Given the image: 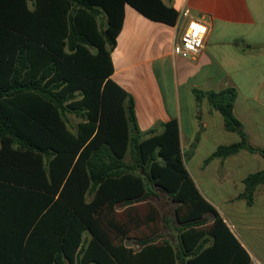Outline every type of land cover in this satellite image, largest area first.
Here are the masks:
<instances>
[{
	"label": "trees",
	"instance_id": "obj_1",
	"mask_svg": "<svg viewBox=\"0 0 264 264\" xmlns=\"http://www.w3.org/2000/svg\"><path fill=\"white\" fill-rule=\"evenodd\" d=\"M127 5L169 26L179 17L162 0H0V264L250 262L186 169L178 122L143 138L133 99L111 78ZM195 95L241 138L210 159L264 156L234 114V88ZM69 113L82 119L75 131ZM245 183L252 204L264 171ZM141 202L151 203L146 216L133 209ZM148 222L151 237L132 236ZM170 224L178 244L165 232Z\"/></svg>",
	"mask_w": 264,
	"mask_h": 264
},
{
	"label": "crops",
	"instance_id": "obj_2",
	"mask_svg": "<svg viewBox=\"0 0 264 264\" xmlns=\"http://www.w3.org/2000/svg\"><path fill=\"white\" fill-rule=\"evenodd\" d=\"M162 1L179 14L174 26L125 7L123 28L111 51V78L133 99L143 138L161 134L166 122H178L183 160L196 187L247 251L248 264H264V184L257 186L252 204L244 197L246 178L264 171V156L242 150L210 159L220 146L241 138L226 129L223 115L207 98L198 103L195 95L196 90L234 88V114L249 142L264 149V0ZM185 10L190 17L182 15ZM100 18L106 23L104 14ZM190 18L208 26L205 49L195 60L172 53ZM165 232L178 244L177 225ZM130 243L127 247L139 250Z\"/></svg>",
	"mask_w": 264,
	"mask_h": 264
},
{
	"label": "built area",
	"instance_id": "obj_3",
	"mask_svg": "<svg viewBox=\"0 0 264 264\" xmlns=\"http://www.w3.org/2000/svg\"><path fill=\"white\" fill-rule=\"evenodd\" d=\"M182 15L190 17L189 10H185ZM207 35L208 26L206 21L190 18L180 39L173 45V55L183 59L195 60L205 49ZM137 246L139 247V245Z\"/></svg>",
	"mask_w": 264,
	"mask_h": 264
},
{
	"label": "rangeland",
	"instance_id": "obj_4",
	"mask_svg": "<svg viewBox=\"0 0 264 264\" xmlns=\"http://www.w3.org/2000/svg\"><path fill=\"white\" fill-rule=\"evenodd\" d=\"M66 119L68 121V125L70 127V129H72L73 131L76 130V127L78 125V123L80 121H82L81 118L77 117L74 114H67ZM127 162H131V156L130 154L126 157L125 159ZM158 203H161V208L163 211L168 212L170 210V207L162 201H158ZM150 204L151 203H147V202H141L138 203L137 205H135L133 207L134 210H136L137 213H139L141 216H146L149 212H150ZM118 217L121 219H126L127 218V212H128V208H126L125 206H119L118 207ZM212 221H209L207 223V227L211 225ZM234 223H240V226H242L244 224V221H239V219L234 218L233 219ZM154 230H152V224L150 222L148 223H143L140 224L139 228H138V233L137 234H132V236L137 235L138 237H151L153 234ZM131 241L130 244H132L133 246H137V243L134 240H128Z\"/></svg>",
	"mask_w": 264,
	"mask_h": 264
}]
</instances>
